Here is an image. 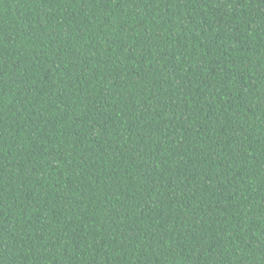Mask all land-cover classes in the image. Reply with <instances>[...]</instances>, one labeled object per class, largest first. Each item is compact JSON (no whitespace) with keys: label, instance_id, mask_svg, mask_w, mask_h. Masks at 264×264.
Returning <instances> with one entry per match:
<instances>
[{"label":"trees","instance_id":"obj_1","mask_svg":"<svg viewBox=\"0 0 264 264\" xmlns=\"http://www.w3.org/2000/svg\"><path fill=\"white\" fill-rule=\"evenodd\" d=\"M0 264H264V0H0Z\"/></svg>","mask_w":264,"mask_h":264}]
</instances>
